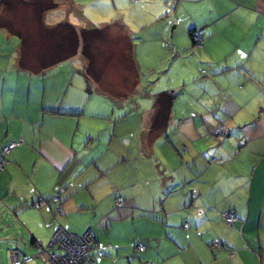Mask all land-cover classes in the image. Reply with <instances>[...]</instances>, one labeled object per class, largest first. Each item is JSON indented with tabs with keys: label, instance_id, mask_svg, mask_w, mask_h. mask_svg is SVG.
Returning <instances> with one entry per match:
<instances>
[{
	"label": "crops",
	"instance_id": "crops-1",
	"mask_svg": "<svg viewBox=\"0 0 264 264\" xmlns=\"http://www.w3.org/2000/svg\"><path fill=\"white\" fill-rule=\"evenodd\" d=\"M181 1L214 55L209 108L188 103L177 77L151 91L131 57L104 73L98 34L113 23L96 26L85 4L0 0V145L18 143L0 171V227L27 250L62 225L93 231L96 264H264V0Z\"/></svg>",
	"mask_w": 264,
	"mask_h": 264
},
{
	"label": "rangeland",
	"instance_id": "rangeland-1",
	"mask_svg": "<svg viewBox=\"0 0 264 264\" xmlns=\"http://www.w3.org/2000/svg\"><path fill=\"white\" fill-rule=\"evenodd\" d=\"M76 1L86 5L84 16H87V10H93L95 14L93 18L96 17L97 19L96 26L113 23L110 34L109 32L106 33L104 29H100L101 33L98 34V40L102 44V51L100 52L102 62H100V65L104 73L119 76L121 75L119 71L121 66L122 72L125 73L127 67L130 66L131 57L133 62L138 63L140 66V68H137L140 82L144 86L148 83L151 91L155 92L164 88V83L170 82L173 77H177V80H181L180 86L185 84V80L187 82L184 87L186 92L183 94L189 100L187 101L188 103L195 100L198 102L199 107H210V99L218 94L216 92L211 93L213 92L212 90L203 92L201 87L208 84V79L203 70L207 73V62L215 61L214 55L211 51L209 52L201 47L203 36L200 42L192 45L188 35L190 29H187L190 24L188 19L189 4L179 0L177 14L170 7H167L168 13L166 14L164 13V8L166 7L164 0H155L150 5L144 4L143 0H130L127 2L118 0L114 3H112V0H106L104 4L106 3L110 7L108 11H105L106 7L102 10L96 7V0L93 7L89 3L92 2L94 4V0ZM167 2L170 3V0H167ZM114 6L117 9H114ZM146 8L149 9V12H155V15H158L157 19L155 17L150 19ZM111 13H113L112 16L110 15ZM103 15H106L108 19L102 20ZM21 22L24 24L25 20L22 19ZM123 24L127 25L128 32L121 30L120 26ZM174 25L177 28H174ZM142 26H144L143 29ZM172 31H175L173 39L181 36L182 43H188L189 38L188 49L179 52L172 46L170 41ZM214 44L218 45L217 40H215ZM179 48L183 49V47ZM124 63L129 65L125 66ZM170 63L173 65L169 70ZM193 76H195L196 81L192 78ZM189 78H192V80L190 81ZM190 97H193V99H189ZM215 129H213V134ZM6 226L8 227H0V264H12L10 251L13 248L26 252L33 251L27 250L29 249L28 240L25 241L22 236L17 235L14 232L16 229L9 225ZM10 227L11 229H9ZM28 264L46 263L41 259H35Z\"/></svg>",
	"mask_w": 264,
	"mask_h": 264
},
{
	"label": "built area",
	"instance_id": "built-area-1",
	"mask_svg": "<svg viewBox=\"0 0 264 264\" xmlns=\"http://www.w3.org/2000/svg\"><path fill=\"white\" fill-rule=\"evenodd\" d=\"M199 38L200 40L198 41ZM193 39L200 42L202 39L201 33L195 32ZM225 134L226 131L222 126H217L214 130L215 138L219 142L223 140ZM15 144L14 142H10L0 150V170L4 169L6 164L5 155L14 148ZM121 200L120 197H117L116 203L121 204ZM223 218L229 225H232L238 219L234 210L223 212ZM183 227L187 228V224H184ZM95 244L96 239L90 229L81 234H76L67 231L62 225H59L46 247L40 246L37 253L30 255L14 249L11 253V260L12 264H25L34 259L45 260L49 264H81ZM217 244L218 242L215 243V245ZM138 248L142 250L143 245L139 244Z\"/></svg>",
	"mask_w": 264,
	"mask_h": 264
},
{
	"label": "trees",
	"instance_id": "trees-1",
	"mask_svg": "<svg viewBox=\"0 0 264 264\" xmlns=\"http://www.w3.org/2000/svg\"><path fill=\"white\" fill-rule=\"evenodd\" d=\"M198 30H190L189 31V36H190V38H191V41H192V44H197L198 42L197 41H195L194 39H193V33H195V32H197ZM198 32H200V31H198ZM225 136H226V134H225ZM225 136H224V138H225ZM223 138V139H224ZM223 141V140H222ZM10 142H13V141H10ZM10 142H7V143H5V144H1L0 145V150L5 146V145H7L8 143H10ZM15 143V142H14ZM18 145V143H16L15 144V146H17ZM14 146V147H15ZM9 153V152H8ZM7 153V154H8ZM6 154V155H7ZM5 160H6V158H5ZM6 165V164H5ZM3 170V169H2ZM2 170H0V171H2ZM236 222V221H235ZM234 222V223H235ZM233 223V224H234ZM232 224V225H233ZM92 231V230H91ZM92 233H93V231H92ZM94 234V233H93ZM96 245V244H95ZM95 245L92 247V248H94L95 247ZM40 246H42V245H39L38 246V248H37V252L39 251V248H40ZM42 247H46V246H42ZM14 249H16V248H14ZM14 249H12V250H14ZM12 250H11V253H12ZM19 250V249H18ZM91 251V250H90ZM90 251H89V254H88V256L81 262V264H85V263H90V264H96L95 263V260L90 256ZM22 253H25V254H27V255H30V254H34L35 252H26V251H21ZM35 260V259H34ZM33 261V260H32ZM32 261H30V262H32ZM44 261V260H43ZM30 262H28V263H30ZM45 262V261H44ZM11 263H12V260H11ZM28 263H25V264H28ZM46 264H49V263H47V262H45Z\"/></svg>",
	"mask_w": 264,
	"mask_h": 264
}]
</instances>
